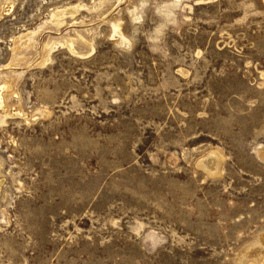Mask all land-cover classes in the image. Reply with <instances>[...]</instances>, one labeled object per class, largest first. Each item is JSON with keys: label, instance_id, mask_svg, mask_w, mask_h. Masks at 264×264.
<instances>
[{"label": "rangeland", "instance_id": "1", "mask_svg": "<svg viewBox=\"0 0 264 264\" xmlns=\"http://www.w3.org/2000/svg\"><path fill=\"white\" fill-rule=\"evenodd\" d=\"M0 183V264L264 263V0H0Z\"/></svg>", "mask_w": 264, "mask_h": 264}, {"label": "bare ground", "instance_id": "2", "mask_svg": "<svg viewBox=\"0 0 264 264\" xmlns=\"http://www.w3.org/2000/svg\"><path fill=\"white\" fill-rule=\"evenodd\" d=\"M23 38V37H22ZM73 51V50H72ZM2 89V88H1ZM217 155V154H216ZM215 155V153L214 154H211V156L205 161V162H203V164H202V167H203V169L204 170H206L208 173H210V174H214L215 172H217V170H218V166H217V162H216V160H217V158L219 157V155H218V157ZM219 160V159H218ZM220 162V161H219ZM1 184V183H0ZM263 240L261 241V244H262V248H263ZM262 252V251H261ZM260 256V255H259ZM263 256H264V254H263ZM260 258V257H259ZM254 260H256V259H254ZM260 261V260H259ZM263 261V260H262ZM252 262V261H251ZM254 262H256V261H254ZM260 263H261V261H260ZM249 264V263H248ZM254 264V263H253ZM262 264H264L263 262H262Z\"/></svg>", "mask_w": 264, "mask_h": 264}]
</instances>
